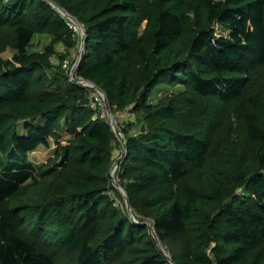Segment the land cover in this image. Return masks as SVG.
<instances>
[{"label":"trees","instance_id":"1","mask_svg":"<svg viewBox=\"0 0 264 264\" xmlns=\"http://www.w3.org/2000/svg\"><path fill=\"white\" fill-rule=\"evenodd\" d=\"M53 3L85 27L76 78L143 122L116 171L132 213L116 132L52 61L77 42ZM40 33L52 43L31 50ZM0 264H264V0H0Z\"/></svg>","mask_w":264,"mask_h":264},{"label":"rangeland","instance_id":"2","mask_svg":"<svg viewBox=\"0 0 264 264\" xmlns=\"http://www.w3.org/2000/svg\"><path fill=\"white\" fill-rule=\"evenodd\" d=\"M143 17L144 15L143 13H141L139 17V20H140L139 26L137 28V32L139 34L142 32L143 27L146 24V20L143 19ZM219 28L222 29V26H219ZM51 43H52L51 35L47 33H42V34L40 33V34H37L33 38L30 49L42 51L47 45ZM80 48H81V40H79V38H77L75 47L71 49V52L65 43L59 42L55 45V49H56L55 57L56 58H59L62 54L63 55L66 54L67 55L66 57L71 60L70 68L73 70V77H76V65L75 64H76L77 58L79 57ZM14 52L15 50L12 47H9L6 51L2 53V55L4 57H10ZM87 87L91 90V97L95 98L96 101L98 102L101 115L110 117V120L114 126V129H116L119 132L117 134V138L113 141V146H114L113 154H114L115 160L117 158H120L121 160L123 155L121 153L122 148L121 147H120L121 149L119 148L120 146L119 139H121L124 143V133L123 132H125V128L129 129L131 132H136V131H139L143 127V122L138 120L136 116L133 113H131L129 110L112 109L109 101L107 104L105 103V96L100 90H98L94 86H87ZM184 92H185V88L182 85H177L174 87L165 86V88L162 91L160 90L158 91V88L154 89L151 98L153 100H157L160 97L159 95H161V97L166 96V95L172 96V97L174 96L184 97L185 96ZM188 114L191 117L202 120V119H207L213 114H215V110H214V107L210 105V103H208V105L204 103H196L191 106V108L188 111ZM127 123H131L132 127H130V125H128ZM23 132H24V128L20 126V133H23ZM50 152H51V148L43 144L37 150L33 151L30 154V158L36 163L40 164L46 160V157L48 156ZM113 177L116 179L117 185L121 186V184L118 181L116 172L113 173ZM117 202L121 204L125 209L128 210L127 201L122 192H120V195L117 197ZM163 250H165L164 247H163Z\"/></svg>","mask_w":264,"mask_h":264},{"label":"water","instance_id":"3","mask_svg":"<svg viewBox=\"0 0 264 264\" xmlns=\"http://www.w3.org/2000/svg\"><path fill=\"white\" fill-rule=\"evenodd\" d=\"M54 5H55V7L57 8V9H59L67 18H69V19H71V20H73L75 23H77L79 26H81V28H82V38H81V48H80V53H79V57L77 58V61H76V66L78 65V63L80 62V59H81V57H82V51H83V49H84V47H85V43H86V36H85V27H84V25L75 17V16H73V15H71L69 12H67L64 8H62L60 5H58V4H56V3H53ZM74 68V67H73ZM72 80L74 81V82H76V83H78V84H82V85H85V86H91L90 85V83L92 84V86H94V87H96L98 90H100L103 94H104V96H105V103L107 104L108 103V97H107V94L105 93V91L100 87V86H98L97 84H95L94 82H92V81H89V80H81V79H77L76 77H72ZM108 120H109V122L111 123V125H112V127H113V130L115 131V129H114V126H113V124H112V122H111V120H110V117H108ZM119 142H120V146H121V148H122V150L123 149H125L124 148V143H123V141L121 140V139H119ZM119 161H120V158H117L116 160H115V162L113 163V165H112V168H111V172H110V175H111V178H112V182H113V184L118 188V190L120 191V192H122L123 194H124V196H125V198H126V201H127V205H128V210H129V212H131L132 213V206H131V203H130V199H129V197H128V194H127V192H126V190L123 188V187H121V186H119V185H117V182H116V179L113 177V173H115L116 171H117V168H118V166H119ZM149 224H151L149 221H147ZM152 226V225H151ZM152 232H153V235H154V237H155V239H156V241H157V243H158V245L163 249V247H162V244H161V241H160V239H159V237H158V234H157V232L155 231V229H154V227L152 226ZM169 259L170 260H172V258L171 257H169Z\"/></svg>","mask_w":264,"mask_h":264},{"label":"built area","instance_id":"4","mask_svg":"<svg viewBox=\"0 0 264 264\" xmlns=\"http://www.w3.org/2000/svg\"><path fill=\"white\" fill-rule=\"evenodd\" d=\"M69 24L73 27L74 29V35L79 38V40H81L82 38V28L81 26H79L77 23H75L73 20H70L69 21ZM52 61L53 62H58L57 58L56 57H52ZM70 62L71 60L69 58H66L64 59V61L62 62V65L63 67L66 69V72L69 74L70 78L72 79L73 77V70L70 68ZM92 86V85H91ZM93 106L96 105V102L92 101L91 103ZM115 132H116V136L117 134L119 133L116 129H115Z\"/></svg>","mask_w":264,"mask_h":264},{"label":"bare ground","instance_id":"5","mask_svg":"<svg viewBox=\"0 0 264 264\" xmlns=\"http://www.w3.org/2000/svg\"><path fill=\"white\" fill-rule=\"evenodd\" d=\"M90 85H92V84L90 83Z\"/></svg>","mask_w":264,"mask_h":264},{"label":"crops","instance_id":"6","mask_svg":"<svg viewBox=\"0 0 264 264\" xmlns=\"http://www.w3.org/2000/svg\"><path fill=\"white\" fill-rule=\"evenodd\" d=\"M121 147V146H120Z\"/></svg>","mask_w":264,"mask_h":264}]
</instances>
